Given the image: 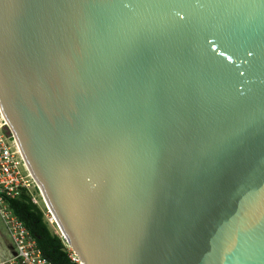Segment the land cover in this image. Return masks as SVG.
Returning <instances> with one entry per match:
<instances>
[{
  "label": "water",
  "instance_id": "95a60500",
  "mask_svg": "<svg viewBox=\"0 0 264 264\" xmlns=\"http://www.w3.org/2000/svg\"><path fill=\"white\" fill-rule=\"evenodd\" d=\"M0 113L82 264H264V0H0Z\"/></svg>",
  "mask_w": 264,
  "mask_h": 264
},
{
  "label": "built area",
  "instance_id": "2783aa9c",
  "mask_svg": "<svg viewBox=\"0 0 264 264\" xmlns=\"http://www.w3.org/2000/svg\"><path fill=\"white\" fill-rule=\"evenodd\" d=\"M24 192L29 193L36 204L42 199L46 208L43 211L49 225L52 228L58 226L20 151L13 132L0 113V220L12 243L11 249L7 246L0 249V264H51L43 256L27 227L10 208L9 201L20 198ZM55 232L60 235L72 263L82 264L78 255L60 233L61 231L55 230Z\"/></svg>",
  "mask_w": 264,
  "mask_h": 264
},
{
  "label": "trees",
  "instance_id": "16d2710c",
  "mask_svg": "<svg viewBox=\"0 0 264 264\" xmlns=\"http://www.w3.org/2000/svg\"><path fill=\"white\" fill-rule=\"evenodd\" d=\"M14 215L27 227L43 256L51 264H74L59 234L49 225L43 209L24 192L20 198L9 201Z\"/></svg>",
  "mask_w": 264,
  "mask_h": 264
},
{
  "label": "rangeland",
  "instance_id": "374dc122",
  "mask_svg": "<svg viewBox=\"0 0 264 264\" xmlns=\"http://www.w3.org/2000/svg\"><path fill=\"white\" fill-rule=\"evenodd\" d=\"M38 205L44 210H46L44 202L41 200H38ZM54 230H59L58 226L56 225L55 227H53ZM61 233V232H60ZM4 246H7L9 249L12 248V243L10 238L8 237L5 227L3 225V223L0 220V249H3Z\"/></svg>",
  "mask_w": 264,
  "mask_h": 264
}]
</instances>
